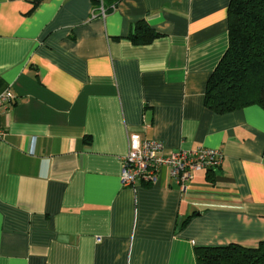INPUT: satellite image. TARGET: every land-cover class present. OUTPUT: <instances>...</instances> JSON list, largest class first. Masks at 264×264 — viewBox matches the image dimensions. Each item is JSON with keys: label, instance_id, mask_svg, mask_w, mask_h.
<instances>
[{"label": "crops", "instance_id": "crops-1", "mask_svg": "<svg viewBox=\"0 0 264 264\" xmlns=\"http://www.w3.org/2000/svg\"><path fill=\"white\" fill-rule=\"evenodd\" d=\"M0 0V264H198L264 241V108L219 113L208 79L230 0ZM97 13L94 16V13ZM145 19L161 35L129 37ZM216 148L185 190L163 166L122 184L128 134Z\"/></svg>", "mask_w": 264, "mask_h": 264}, {"label": "trees", "instance_id": "trees-1", "mask_svg": "<svg viewBox=\"0 0 264 264\" xmlns=\"http://www.w3.org/2000/svg\"><path fill=\"white\" fill-rule=\"evenodd\" d=\"M120 0H96L105 12ZM229 46L208 79L205 103L219 113L248 105L264 108V0H230ZM161 33L145 19L136 22L130 39L148 44ZM213 169H211L212 171ZM198 264H264V241L256 247L237 243L196 248Z\"/></svg>", "mask_w": 264, "mask_h": 264}, {"label": "built area", "instance_id": "built-area-1", "mask_svg": "<svg viewBox=\"0 0 264 264\" xmlns=\"http://www.w3.org/2000/svg\"><path fill=\"white\" fill-rule=\"evenodd\" d=\"M98 12L94 13V16ZM100 14H106L100 7ZM15 100L12 91L0 96V106L8 105ZM5 130L0 126V143L4 139ZM129 150L123 159L122 184L133 186L138 181L152 183L156 180L160 169L167 166L171 177L185 190L187 183L198 170H209L221 166L224 154L221 150L210 147L195 149H178L165 152L164 144L155 139L143 138L140 133L128 134Z\"/></svg>", "mask_w": 264, "mask_h": 264}]
</instances>
